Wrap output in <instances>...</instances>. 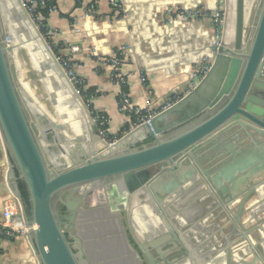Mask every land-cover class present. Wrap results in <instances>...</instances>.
I'll use <instances>...</instances> for the list:
<instances>
[{
  "label": "water",
  "instance_id": "water-1",
  "mask_svg": "<svg viewBox=\"0 0 264 264\" xmlns=\"http://www.w3.org/2000/svg\"><path fill=\"white\" fill-rule=\"evenodd\" d=\"M216 1L211 10H223L224 22L201 49L209 70L150 122L110 143L22 0H0V134L24 235L40 264H166L175 252L180 264H223L237 249L234 239L262 229L264 178L256 175L264 169V0ZM231 141L242 147L239 157L226 151ZM234 174L238 186L226 188L225 198L218 185ZM18 180L26 185L30 215ZM177 180L209 186L208 209L219 204L229 222L228 233L217 222L194 237L208 246L202 261L180 248L174 232L186 226L195 234L197 218L190 209L173 215L160 196ZM195 196L187 193L182 203ZM147 212L160 216L157 224L146 222ZM246 212L247 224L258 222L245 227Z\"/></svg>",
  "mask_w": 264,
  "mask_h": 264
},
{
  "label": "crops",
  "instance_id": "crops-1",
  "mask_svg": "<svg viewBox=\"0 0 264 264\" xmlns=\"http://www.w3.org/2000/svg\"><path fill=\"white\" fill-rule=\"evenodd\" d=\"M216 3V0H56V10L47 17V26L51 42L58 48V53L54 52L57 56L69 57L75 64V71L83 78L85 90L89 92L88 98L83 95L88 107L93 114L109 118V135L115 138L122 136L124 129L137 119L136 109L159 112L170 101L181 99L194 86L193 79L205 62L201 56L202 46L207 38L217 33L210 16L187 19L170 15L167 10L177 7L195 9L199 5V8L212 14L211 9ZM123 10L124 13L121 12ZM121 52L124 54H121L120 70L125 78V95L131 107L127 111L120 109L122 85L112 82L110 68L100 59ZM34 89L48 109L54 112L46 94L38 87ZM229 143L232 144L226 145V151L238 155V150L242 148L239 142ZM8 168V153L0 134V218L6 203L14 195L8 180ZM207 169L214 178L215 173L209 166ZM238 177L234 174L228 180L223 178L218 187L221 191L235 189ZM263 178L262 168L256 180ZM177 181L178 186L168 193L163 191L160 196L167 201L173 215L190 209L193 213H189L190 216L197 218V233L193 234L185 226L179 227V230L174 227V232L202 261L208 246L199 244L194 237L201 239L203 230H208L217 222L228 232L229 222L221 219L224 214L219 204L208 209L212 206V199L206 198L209 186H200L199 180ZM192 191L196 195L194 199L182 203L181 198ZM224 192L226 198L230 193L227 190ZM246 213L243 221L248 217ZM205 215L201 220L200 216ZM257 215L259 220H264L263 211L260 210ZM156 219L160 220L156 212H147L146 222L157 224ZM258 219L248 224L245 221V227L254 225ZM215 234L218 236V230ZM250 238L243 242H239V238L234 239L237 249L230 256L225 254L223 264H264V223L262 229L252 233ZM1 248L0 264L41 262L24 234L2 241Z\"/></svg>",
  "mask_w": 264,
  "mask_h": 264
},
{
  "label": "built area",
  "instance_id": "built-area-1",
  "mask_svg": "<svg viewBox=\"0 0 264 264\" xmlns=\"http://www.w3.org/2000/svg\"><path fill=\"white\" fill-rule=\"evenodd\" d=\"M111 1L114 2V0ZM22 2L39 28L42 22L41 20L46 16L43 10H47L49 14L56 10V0H22ZM93 6L94 5H92V7ZM167 11L170 15H176L187 19H197L203 16H210L212 17V21L217 29V32L219 33L222 30L224 22L223 10H219L211 14L209 11L202 8L183 9L177 7L169 8ZM47 35L50 37L49 32H47ZM119 54H124V52H121ZM58 58L72 82L81 92V87L84 85V80L75 71V64L69 57L58 55ZM100 59L103 64L107 65L110 68V77L112 82H114L115 84L123 85L125 83V78L123 72L120 70L122 58L117 53H114L110 56H103ZM210 66L211 63L205 60L198 75L203 76L209 70ZM177 101L178 99L170 101L164 107V109L168 108ZM120 109L124 111L131 109L130 101L127 96H123L121 98ZM136 111L138 113L137 119L130 126L124 129L122 136L137 125L150 122L151 119L158 113L156 111H142L140 109H136ZM94 118L98 126V134L102 138L106 139L110 143H113L121 137L120 136L114 138L109 135V118L106 115H95ZM27 230L28 228L23 216L21 203L15 195H12V198L8 201V203H6L4 207L3 217L0 218V254L2 252V241L14 238L18 235H22L26 233Z\"/></svg>",
  "mask_w": 264,
  "mask_h": 264
},
{
  "label": "trees",
  "instance_id": "trees-1",
  "mask_svg": "<svg viewBox=\"0 0 264 264\" xmlns=\"http://www.w3.org/2000/svg\"><path fill=\"white\" fill-rule=\"evenodd\" d=\"M43 12L45 13V17L41 20V25H40V30L41 32L44 34V36L46 37L48 43L50 44V46L52 47V49L58 53V48H56L55 46H53L54 44H52L51 42V38L47 35V32H49V28L47 26V17L49 16V13L47 12V10H43ZM120 57L121 54H118ZM122 88H123V92H122V95H120V100L123 96H126L125 95V91H127L126 89V86L123 84L122 85ZM81 93L82 95L86 96L88 98L89 96V92L87 90H85V87L84 85L81 87ZM95 116V114H94ZM20 191H21V194H22V197H23V201H24V204H25V207H26V210L28 212V214L30 215V201H29V194H28V191H27V188H26V185L24 182L20 183Z\"/></svg>",
  "mask_w": 264,
  "mask_h": 264
},
{
  "label": "flooded vegetation",
  "instance_id": "flooded-vegetation-1",
  "mask_svg": "<svg viewBox=\"0 0 264 264\" xmlns=\"http://www.w3.org/2000/svg\"><path fill=\"white\" fill-rule=\"evenodd\" d=\"M23 181L22 180H18V186H19V189H20V183H22ZM67 195V193L66 194H64L63 195V197H65ZM57 210H58V212H59V214L61 215V216H66L67 215V211L65 210V208L64 207H62L61 206V204L60 203H58L57 204ZM163 215L164 216H166L165 215V213H163ZM167 218V217H166ZM185 228L186 229H188V227H186L185 226ZM199 228L198 227H194V232L195 233H197V230H198ZM189 231H190V229H188ZM226 233H228L227 231H226ZM138 234V236L144 241V242H147V240L146 239H144L142 236H141V234L140 233H137ZM179 244H180V248H183V249H185V250H189V248L185 245V243L179 238ZM165 247H168V246H165ZM164 247V248H165ZM152 250V249H151ZM190 251V250H189ZM152 252L154 253V255H156L157 256V253L154 251V250H152ZM177 254H179V253H174V254H171L170 256H172V257H168V260L171 262V264H180L181 263V261H178L177 259H175L176 257H177ZM151 261V260H150ZM168 261V262H169ZM167 262V263H168ZM213 262V261H212ZM166 263V264H167Z\"/></svg>",
  "mask_w": 264,
  "mask_h": 264
}]
</instances>
